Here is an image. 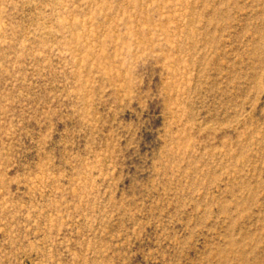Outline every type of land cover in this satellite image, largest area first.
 Masks as SVG:
<instances>
[{
  "label": "rangeland",
  "instance_id": "1",
  "mask_svg": "<svg viewBox=\"0 0 264 264\" xmlns=\"http://www.w3.org/2000/svg\"><path fill=\"white\" fill-rule=\"evenodd\" d=\"M0 264H264V0H0Z\"/></svg>",
  "mask_w": 264,
  "mask_h": 264
}]
</instances>
